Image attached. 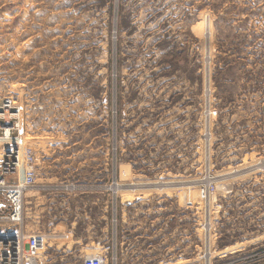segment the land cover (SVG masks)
<instances>
[{
  "label": "rangeland",
  "instance_id": "obj_1",
  "mask_svg": "<svg viewBox=\"0 0 264 264\" xmlns=\"http://www.w3.org/2000/svg\"><path fill=\"white\" fill-rule=\"evenodd\" d=\"M8 102L54 264H264V0H0Z\"/></svg>",
  "mask_w": 264,
  "mask_h": 264
},
{
  "label": "built area",
  "instance_id": "obj_2",
  "mask_svg": "<svg viewBox=\"0 0 264 264\" xmlns=\"http://www.w3.org/2000/svg\"><path fill=\"white\" fill-rule=\"evenodd\" d=\"M10 110V103H4L0 107V120L9 114ZM18 130L16 123L0 121V135L3 138H11ZM21 166L22 174L20 175ZM36 174L37 165L31 149L20 150L11 145L3 153L0 164V197L4 199L8 207V214H0V223H10L16 227V230L12 235L8 232H0V264H43L41 256L47 246L46 238L39 234L27 236L22 227L23 198L25 193L34 186ZM111 263L116 264V258L113 257ZM82 264H107V260L104 256L87 257L83 259Z\"/></svg>",
  "mask_w": 264,
  "mask_h": 264
},
{
  "label": "crops",
  "instance_id": "obj_3",
  "mask_svg": "<svg viewBox=\"0 0 264 264\" xmlns=\"http://www.w3.org/2000/svg\"><path fill=\"white\" fill-rule=\"evenodd\" d=\"M0 205H3V207H0V214H6L8 212V207H7L4 199L1 197H0ZM54 242H56V241H54ZM48 248H51V247H48ZM50 252H51V249H48L47 252L44 253L43 261H42L43 264H54L55 259L53 258V255ZM62 258H64V256Z\"/></svg>",
  "mask_w": 264,
  "mask_h": 264
},
{
  "label": "trees",
  "instance_id": "obj_4",
  "mask_svg": "<svg viewBox=\"0 0 264 264\" xmlns=\"http://www.w3.org/2000/svg\"><path fill=\"white\" fill-rule=\"evenodd\" d=\"M183 53H177L176 52V50L174 49L173 51H171V52H167V53H165L164 55H163V60L164 59H168V58H171L172 60H181L182 58H183V55H182ZM182 211H184L183 209H181L180 211H179V213H182ZM217 245H218V247L219 248H222V247H224V246H226L227 245V242L225 241V239H223V238H220V239H218V243H217Z\"/></svg>",
  "mask_w": 264,
  "mask_h": 264
},
{
  "label": "water",
  "instance_id": "obj_5",
  "mask_svg": "<svg viewBox=\"0 0 264 264\" xmlns=\"http://www.w3.org/2000/svg\"><path fill=\"white\" fill-rule=\"evenodd\" d=\"M0 207H3V205H0Z\"/></svg>",
  "mask_w": 264,
  "mask_h": 264
},
{
  "label": "bare ground",
  "instance_id": "obj_6",
  "mask_svg": "<svg viewBox=\"0 0 264 264\" xmlns=\"http://www.w3.org/2000/svg\"><path fill=\"white\" fill-rule=\"evenodd\" d=\"M7 143V142H6Z\"/></svg>",
  "mask_w": 264,
  "mask_h": 264
}]
</instances>
